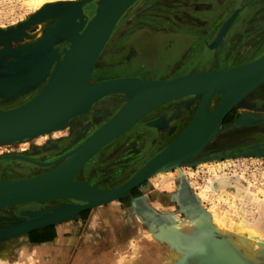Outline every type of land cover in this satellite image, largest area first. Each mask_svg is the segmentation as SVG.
<instances>
[{
	"label": "rangeland",
	"instance_id": "obj_1",
	"mask_svg": "<svg viewBox=\"0 0 264 264\" xmlns=\"http://www.w3.org/2000/svg\"><path fill=\"white\" fill-rule=\"evenodd\" d=\"M80 1L82 0L76 2ZM179 1L181 0H143L139 2L117 25L98 64L95 66L94 80L99 81V79L106 78L101 74L103 60L114 59L115 56L119 55L118 53H126V46H129L128 44L132 43L134 36L140 33L139 28L144 26L145 18L149 17L148 14L158 12L156 9L164 7L165 3L170 4ZM30 2L31 0H0V29L9 28L18 31L21 29L20 27L27 24L32 16L40 12L39 10L36 11ZM221 3L222 6L219 8L222 19L220 33L226 27L227 30L224 35L220 37V34L218 35L213 47L222 41L221 43H224L222 50L230 49L233 53L260 52L262 49L258 46L261 44L264 46V32H261L264 29V9L260 11L257 7L264 6V0H221ZM229 6L231 9H228ZM89 7L95 10L94 5ZM235 20H237L235 29H241L239 38L232 37L231 34L227 36ZM40 29L41 27L37 22L36 25L26 30V33L33 35ZM235 32L238 33V31ZM23 41L24 39L20 42L13 41L12 49L17 50L25 46L22 45ZM123 46L124 50L120 52L119 47L122 49ZM199 46L201 47V44ZM4 49V46H0V50ZM5 60L11 61L12 58L7 57ZM41 89L30 92L16 100L17 102L12 103H6L0 97V109L6 110L20 106L35 97ZM177 103L171 102L172 108L163 116L166 120V126L159 128L148 126L157 120L142 123L148 115L135 125L137 127L142 125L144 131L151 133L152 140L158 141L154 144L152 152L148 148L149 136L145 137L149 140L123 137L135 127L133 126L127 133L100 151L101 153L99 152L96 158L88 162L80 173L79 179L84 182L91 176L93 186L105 190L116 188L125 183L129 176L158 154V150L163 145V143H159L163 139L159 140L158 135L164 133L166 129L172 130L175 127L167 139L169 141L175 138L181 131L180 129L188 122L194 105L180 107ZM120 108L119 106L116 109L107 107L111 110L109 116H112L113 112H117ZM241 110L264 120V85L251 92L240 106L235 108L229 116L230 118L224 121L221 133L223 137L219 136L212 140L201 154L193 158V162L188 161L175 165L173 166L175 168L164 171L165 174L160 173L151 177L134 190L140 196L138 199L132 194L133 199L128 198L102 206L121 209L135 216V238L140 242V253L132 264H169L168 257L171 255L173 245L180 250L181 256L171 264H211L208 261L221 264H264V148L255 152L258 156L250 155L253 152L250 151V148L255 143L264 142V124L250 128L235 127L233 126L234 122L229 124L231 119L236 121L245 114ZM90 115H92L91 109L86 115L79 117L80 119L87 118L86 121L89 122L87 127L84 123L81 124L80 131L85 128L88 129L84 130V134H81L82 137L79 136V139H77L78 136L69 132L65 135L43 137L36 147L33 146L32 142L27 143L25 141L12 147L0 146V177L19 179L23 176L19 175L17 171L24 169L26 174H35L53 166V164L39 166L38 162H47V159H50L49 152L54 145L56 148L59 146L66 147L69 144H73L72 146L75 147L83 140V136L89 135L107 118L106 115L102 119L98 116L92 118ZM231 126L233 127L230 128ZM225 138H229L230 141L234 140V142L224 146L221 142ZM34 149H41L42 151L35 152ZM239 149L243 151L242 154L238 153ZM244 149L246 150L244 151ZM218 179L231 180L225 193L212 188V183ZM203 195L204 198H202ZM231 203L236 207L232 206ZM63 204L66 203L51 201L31 205L60 206ZM100 208H95L94 211ZM23 209L3 212L14 214V212L25 210ZM213 215H219L220 220L217 222L213 220ZM12 220L14 219L5 218L0 221V229L6 225L5 222H14ZM139 231L140 233H138ZM174 233L175 235L171 240L174 243L164 239V235ZM242 234H254L259 241H262L254 243L253 248L249 249L239 241V236ZM21 241L19 238L0 243V264H11L12 260L20 258ZM131 253L128 252V254ZM228 253L232 255V258Z\"/></svg>",
	"mask_w": 264,
	"mask_h": 264
},
{
	"label": "water",
	"instance_id": "obj_2",
	"mask_svg": "<svg viewBox=\"0 0 264 264\" xmlns=\"http://www.w3.org/2000/svg\"><path fill=\"white\" fill-rule=\"evenodd\" d=\"M136 1L82 0L67 4L63 12V22L52 28L53 31L44 41L47 42L45 47H42L44 46L43 43L38 47L24 46L17 50L12 49V42L22 41L26 30L36 25L38 18L45 13L32 16L30 21L18 31L10 30L9 33L0 31V46L5 47L4 50H0V79L10 80L14 77H22L29 78L31 83L14 99L6 100L7 94L1 89L0 97L10 103L42 87L38 94L28 102L15 108L0 110V139H23L45 131L70 117L76 116V114L83 116L88 113L92 106L105 98L132 93L131 99L127 100L129 96L125 95L123 99L119 100L118 106L121 108L118 114L86 143L80 145L81 155L65 173L52 179L4 184L0 187V208L58 197L66 189L68 182L96 153L120 137H116L106 146L104 145L110 133L117 126L135 115L151 112L152 108L154 109V106L162 101L176 97L184 91L199 88L207 89L210 94L231 93L264 79V56H262L257 61L237 69L193 75L165 83L118 80L106 84L88 85L93 66L107 41H110L120 21L138 4L135 3ZM91 5L95 7V10H92L94 15L91 19H84V8ZM59 9L55 7L53 11L47 12V14L54 15V12ZM128 9V14L123 17ZM61 47L65 48L64 53H59ZM7 57H11L12 60L6 61L5 58ZM261 85L263 84L250 86L246 91L245 98ZM161 87H166L168 92L155 99L139 97L140 91L138 90L159 89ZM180 100L182 99L175 98L167 103L179 102ZM223 104L220 103L217 108H221ZM226 117L224 118L226 119ZM261 124H264V120L245 113L240 119L234 121L233 126L250 128ZM148 126L159 128V123L152 122ZM262 148H264V143L259 146H252L250 151L253 152L250 155L258 156L255 152ZM238 153L242 154L243 151L239 149ZM175 157L173 153L165 156H162V153L156 155L152 160L153 162L150 161L152 164L140 175L120 187L102 190L84 185L88 191L101 196V201L94 205L77 206L70 203L60 206L41 205L42 209L39 211H19L16 222L3 225L0 229V243L19 239L36 230L73 221L85 212L116 201L133 199V191L158 172L165 170L168 165L175 161ZM172 168L175 167L170 169ZM44 210L48 212L44 214ZM228 254L232 258V255ZM208 263L221 264L209 261Z\"/></svg>",
	"mask_w": 264,
	"mask_h": 264
},
{
	"label": "bare ground",
	"instance_id": "obj_3",
	"mask_svg": "<svg viewBox=\"0 0 264 264\" xmlns=\"http://www.w3.org/2000/svg\"><path fill=\"white\" fill-rule=\"evenodd\" d=\"M76 1L77 0H31L30 5L36 11L39 10L40 11L39 14L40 13L41 14L45 13V14H42V16L39 17L38 20H37L38 25L41 27V29L38 32H36L35 34H33V35H28L26 33L24 35V41L22 42L23 43L22 45H25L27 47L28 46H30V47H38V46H40L41 44L44 43V46H42V47H45L47 42H44V41L47 39V37L53 31L52 28L55 27L57 24H61L63 22V18H64L63 12H64L65 6L67 4H69V3H75ZM141 1H143V0H137L135 3H139ZM55 7L56 8H60V9L58 11H55L54 15L47 14V12L53 11ZM128 11H129V9L123 14V17L128 14L127 13ZM92 14H93V11H92V9L90 7L87 6V7L84 8V11H83V16H84L83 18L84 19H89L90 16H92ZM10 30L17 31L15 29H9V28L0 29V31H2L3 33H9ZM226 30H227V27L225 28L224 32H222V34L220 36L224 35ZM108 41H107L102 53L100 54L98 60L96 61V63L93 66V69H92V72H91V75H90V79L88 81V85L94 86V85H96L98 83L99 84L100 83L101 84H106L108 82L118 81V80H112V81H103V80L95 81L94 80L93 72H94L95 66L98 64V62H99L104 50L106 49V47L108 45ZM64 49H65L64 47H61L60 50H59V53H64L65 52ZM262 56H264V54L261 55L260 57H258L255 60H252V61H249V62L245 63L243 66H247V65L257 61ZM243 66H236L233 69H237V68H240V67H243ZM233 69H230V70H233ZM225 71H229V70H225ZM225 71H218V72H225ZM215 72H217V71H215ZM210 73H214V72H210ZM201 74H207V73H201ZM193 75H200V74H189V75L184 76V77H191ZM179 78H183V76L182 77H178L176 79H179ZM119 80H134V81L157 82V83H165V82H168V81H172V80L152 81V80H141V79H138V78H134V79H119ZM259 83H262L264 85V79H262L260 81H257L255 83L246 85L244 87H241V88H239V89H237V90H235V91H233L231 93L210 94L208 92V90L204 89V88L192 89V90L184 91L181 94H179L178 96L172 97V98L167 99L165 101H162L158 105L154 106V109L152 108V111L150 110L151 112H149V113L147 112L148 114L147 113H140V114L135 115V116L131 117L130 119L124 121L123 123H121L119 126H117L110 133V136L108 137V139H107V141H106V143L104 145L106 146L110 141H112L116 137H119V136L121 137L122 134L124 135L125 133H127L135 124H137L139 121H141L143 119V117H145V116H147L149 114L151 115L153 112H156V110H158L159 108L165 106L166 105L165 103H167L168 101H171V100H173L175 98H181L182 100H180L177 103L178 106H180V107H189L190 105H194L193 110H192L191 115H190V118H189L188 122L185 124V126L182 129H180L181 131L176 135V137L172 141H170V143H168V145H166L161 151H159L157 155L162 153V156L163 155L165 156V155H168L170 153H173L176 156L175 157V161L172 164L168 165L165 168V170L169 169V168H171V167H173L175 165L182 164L184 162H188V161L189 162H193V158H195L197 155L201 154L202 151L207 146L210 145L212 140L216 139L219 136H222L221 133H222V127L224 125V123H223V120L225 119L224 117L229 115L235 108H238L240 106V104L242 103V101L245 98L246 91H247V89L250 86L257 85ZM29 85H31L29 78H22V77H17L16 78V77H14V78H12L10 80H7L5 78L0 79V89L3 90L4 92H6L7 97H8L6 100L14 99L23 90L27 89ZM138 91H140V93H139L140 94V96H139L140 98L148 97L150 99H155L158 96H161L164 93L168 92V89L166 87H161L159 89H147V90H138ZM131 94H125V95L129 96L127 98V100L132 98ZM125 95H121V97L122 96L124 97ZM216 100H218V101L215 103ZM12 102H14V101H12ZM98 103H100V102H98ZM220 103L221 104L224 103V104H223V106L221 108H217L218 105H220ZM168 104H170V103H167V105ZM106 105H107V103H106ZM94 106H92V108ZM107 107H109V109H110L112 106L108 105ZM0 110H4V109H0ZM119 111L120 110H118L116 113H114L111 117H109V119L106 122L101 124L98 128H96V130L91 132L89 135H87L86 137L83 136L84 137L83 140L78 145H76L75 147L72 146L73 144H71V145L69 144V146L67 145L65 147L64 151L61 152V155L57 156V158H55L54 161H51V162H38L39 166L40 165L45 166V165L52 164V163H53V166L49 167L46 170H43L42 172H38V173H35V174H26V175H24L23 177H21L19 179H5V178L0 177V187H2L4 184H10V183H20V182L24 183V182H34V181H39V180H44V179H52V178L58 177L61 174L65 173L73 165V163L76 161V159L81 155L82 149L80 148L81 147L80 145L86 143L97 131H99L108 121H110V119L115 117L116 114H118ZM241 112L243 113L244 110H241ZM182 113H183V111H182ZM76 116H77V114H76ZM76 116H74L72 118L70 117V118L62 121L61 123H59V124L49 128V129L45 130V131L30 135V136L25 137L23 139H13V140L0 139V146L12 147L14 145L20 144V143L25 141L27 143L32 142L34 144V145L33 144L32 145L36 147V146H38L39 140L42 139L43 137L50 136V135H65V134H68L69 132H71V127H72L71 123L76 121L82 115L81 116L78 115L77 117ZM157 122L159 123V127L166 126L164 118L162 119L160 117V119ZM169 127H172V126H169ZM75 136H77V135L75 134ZM80 137H82V136H80ZM80 137L78 136L77 139H79ZM224 141L227 142V141H230V139L229 138H225V139H223V142ZM260 144H262V143H255L254 145H258L259 146ZM54 147H55V145H54ZM37 148H39V147H37ZM98 151H100V150H98ZM44 152H46V151H44ZM98 153H96L92 157V159L95 156H97ZM55 154H56L55 152L52 153L51 157L55 156ZM44 156H46V155H44ZM153 159H151L150 161H152ZM150 161L149 162L146 161L147 163L142 168H140L138 171H136L134 174L129 176V178L122 185H125V184L131 182L138 175H140V173H142L149 165L152 164L153 161L151 163H150ZM87 164H88V162H87ZM85 166H86V164H85ZM84 167H82L76 173V175L68 182V186L66 187V189L58 197L46 198V199H43V200H40V201L27 202V203H22V204L2 207V208H0V212L7 211V210L8 211H14V210L17 211V210H20V209H23V208L25 210H30V211H39L40 209H42L41 206L31 205V204H35V203H38V202L47 203V202H51V201H53V202L54 201H59V202H64V203H70V204L77 205V206H90V205H94V204L98 203L102 199L101 196L96 195V194L88 191L86 188H84V185H88V186H91V187H96V186L90 185L87 182H83L82 180L79 179L80 173L83 171ZM37 169H39V168H37ZM165 170H163V171H165ZM163 171L158 172L157 174L164 173ZM230 183H231L230 179L229 180H227V179L226 180L218 179L216 182L212 183L213 184L212 188L214 190L224 191V193H225L226 188L228 187V185ZM122 185L120 184V186H122ZM120 186H118V187H120ZM96 188L105 190V189L99 188V187H96ZM204 197L205 196L203 195L202 198H204ZM231 205L235 206L232 203H231ZM47 212L48 211H45L44 214H46ZM0 215H2V214H0ZM213 220H215L216 222L219 221L220 220V216L219 215H217V216L213 215ZM213 223L216 224L215 222H213ZM228 232H229V230H228ZM174 235H175V233L167 235V236L164 235L165 238L164 237H162V238L170 240V242H171L172 237H174ZM239 241H240V243L242 245H245L249 249H252L254 243H259L262 240L259 241V239L256 238L254 236V234H242V235L239 236ZM171 243H174V242H171ZM229 243L231 244L230 241H229ZM229 249H231V248H229ZM180 256H181L180 250L177 249V246L173 245L172 246L171 255L168 257V263L169 264L173 263L178 258H180Z\"/></svg>",
	"mask_w": 264,
	"mask_h": 264
},
{
	"label": "flooded vegetation",
	"instance_id": "obj_4",
	"mask_svg": "<svg viewBox=\"0 0 264 264\" xmlns=\"http://www.w3.org/2000/svg\"><path fill=\"white\" fill-rule=\"evenodd\" d=\"M221 6V0H181L170 4L165 3L164 7L156 9L158 12L148 14L149 17L145 18L144 26L139 28L140 33L137 36H134L135 38L133 37L134 39L131 44H128L129 46H126V53H118L119 55L115 56L114 59L109 58L108 60H103V68L101 72L112 71L113 75L111 77L99 79V81L114 79V77L119 75L134 76L145 80H171L192 72L199 73L216 70H229L233 67L241 66L254 60L256 57L264 53V46L262 44V46H258V48L260 47L262 49L258 53H253V51L233 53L230 49L222 50L224 45V43H221L222 41L216 47H213L222 28L221 13L219 12ZM257 8L262 11L264 6ZM228 9H231V6H229ZM150 11L152 10L150 9ZM237 20H235L233 26H231L227 36L231 34L232 37L235 36L239 38L241 29L237 30L234 27L237 25ZM235 31H238V33ZM261 32H264V29H262ZM200 44L201 47L199 46ZM122 50H124V46L122 49L119 47V51L121 52ZM133 65H141L142 67L145 66L147 68L142 71H128V68ZM170 108H172L171 104L159 108L156 112H153L151 115L149 114L144 118L142 123L158 120L160 117L162 118L168 113ZM106 109L107 106L105 105V101H102L91 109L92 115L90 116H92V118L94 116L102 118V116L104 117V115H106V122L109 117H111L108 116L110 115L109 109ZM232 112L225 120L230 118L229 116H231ZM114 113L116 112H113V114ZM86 120L87 118H79L72 122L71 132L73 135L76 134L77 136H81V134H84V131H80L79 129L83 122L87 127L89 122ZM233 120L234 119H231L228 123L231 124ZM85 129L87 130L88 128ZM171 131V129L165 130L164 133L158 135L159 140H164H160L159 143H163V145L158 152L172 140H167ZM146 136H149L150 140L148 138L146 139ZM123 137H132L133 139L144 138L149 140L148 148L151 152L154 150L152 149L154 144L158 142L152 140L151 133L144 131L142 125H138V127L135 126ZM232 141L234 142V140L227 142L224 141L221 142V144L226 146L231 144ZM52 148L53 149L49 152L50 159H47V162L54 161L55 158L60 156L61 152L65 149V147L62 146L59 148L53 146ZM40 150L36 149L35 152H39ZM245 150L246 149H244V151ZM54 152L56 153L55 156L51 157V154ZM17 172L19 175H26L24 169ZM90 177L84 182L94 185L91 183ZM133 194L136 199L140 198L137 195V191H134ZM0 214H2L0 215V221H3L5 218L13 219L16 215L15 213L13 214L3 211L0 212Z\"/></svg>",
	"mask_w": 264,
	"mask_h": 264
},
{
	"label": "crops",
	"instance_id": "obj_5",
	"mask_svg": "<svg viewBox=\"0 0 264 264\" xmlns=\"http://www.w3.org/2000/svg\"><path fill=\"white\" fill-rule=\"evenodd\" d=\"M146 68L147 67H142L141 65H133L128 68V71H142L146 70ZM216 71L218 72L225 70ZM210 72L215 71L199 73L192 72L184 74L182 76L184 77L189 74H201ZM101 74H103L104 77H111L113 75L112 71H102ZM134 78L145 80L134 76L119 75L114 77V79H107L103 81ZM121 99V95H113L99 102L105 101V105L107 103L106 106L111 105L112 109H116L118 107V102ZM98 104L99 103H97L96 105ZM94 210L95 209L83 213L73 221L60 223L58 225H55L54 227L36 230L24 237H21V256L18 260H12L11 264L134 263L135 259L139 256L138 253H140V242L135 238V216L114 207H101L97 211ZM15 214L16 215L13 218L14 220H12L14 222H16L19 217L18 212H15ZM14 222L8 221L5 222V224ZM138 233H140V231ZM127 251H130L132 253L128 254Z\"/></svg>",
	"mask_w": 264,
	"mask_h": 264
}]
</instances>
